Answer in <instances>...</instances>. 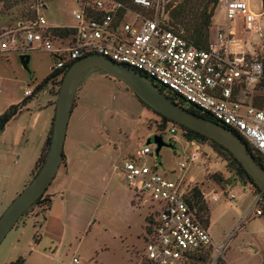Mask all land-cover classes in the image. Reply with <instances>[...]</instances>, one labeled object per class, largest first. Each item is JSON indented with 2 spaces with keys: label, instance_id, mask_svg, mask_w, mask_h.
Segmentation results:
<instances>
[{
  "label": "rangeland",
  "instance_id": "obj_1",
  "mask_svg": "<svg viewBox=\"0 0 264 264\" xmlns=\"http://www.w3.org/2000/svg\"><path fill=\"white\" fill-rule=\"evenodd\" d=\"M249 3L253 13L263 11V0H249ZM33 10L51 27H75L78 21L74 12L81 11V3L80 0H23L10 10L0 7V34L14 30L19 23L27 24L26 15ZM134 19L129 14L125 22L132 24ZM52 38L56 40L58 37ZM35 48L27 62H21L16 54L9 60L6 55H0V112L6 104L21 101L26 90L33 91L50 74L49 67L54 62L51 54L39 45ZM261 56L264 58V51ZM60 79L50 81L33 97L29 104L30 113L23 112L0 137V217L32 180V166L43 151L44 143H40V138L41 133L46 132L48 113L52 114L49 129L53 126ZM161 121L164 123L153 111L147 112L121 81L94 72L81 84L75 96L63 150L67 156L66 164L63 165V160L44 194L45 197L53 196L51 212L47 216L50 224L40 228L44 224L40 209H30L1 243L0 264L4 260L34 257L35 251L40 249V245L34 244V238L39 234L46 239L45 243L49 242L51 234L64 229L72 238L76 232L71 233L64 225L65 210L80 213L82 225L90 217L97 227L103 224L109 227L129 225L137 229L138 225H145L158 206L154 204L153 209L150 204L133 206L134 192L121 174L116 179L118 175L114 169L144 148L148 139L153 140L155 128L159 129ZM23 126L28 127L24 135L19 132ZM177 137L181 149L163 148L158 156L153 154L143 159L151 165L162 163L157 166V173L169 180L177 178L180 173L178 164L189 151V143L180 135ZM150 148L154 151L153 141ZM203 149L210 157L206 159L202 155L205 164L199 159L187 180L204 186L211 210L210 234L215 245L220 246L218 252L212 250L206 264H217L218 258L225 264V258L230 264H264V217L256 216L255 209L249 211L252 196L247 194L240 198V188L223 183L228 192L224 195V190L211 177L214 173L226 181L231 177L223 161L225 156L207 145ZM232 193L235 200L229 199ZM136 211L134 215L132 212ZM248 211L249 216L245 217ZM148 230L150 235L152 228L148 226ZM45 243L42 246L47 245ZM61 250H65L62 255L65 260L70 255V245L62 246Z\"/></svg>",
  "mask_w": 264,
  "mask_h": 264
},
{
  "label": "built area",
  "instance_id": "obj_2",
  "mask_svg": "<svg viewBox=\"0 0 264 264\" xmlns=\"http://www.w3.org/2000/svg\"><path fill=\"white\" fill-rule=\"evenodd\" d=\"M167 4V0H133L137 9H131L112 0H84L81 11L74 12L77 26L68 27L75 30L73 39L54 40L56 27L37 13L27 24L19 23L14 30L0 34V53L29 55L39 45L55 58L49 67L52 73L88 55L109 58L208 114L245 140L264 161V109L252 103L263 75L264 6L255 14L249 0H219L213 21L216 28L210 32L208 48L201 50L167 27ZM129 14L135 17L132 24L125 22ZM32 92L28 90L24 96ZM167 132L171 143L180 135L194 146L179 162L175 180L158 174V163L143 162L148 155L153 156L147 145L114 171L134 192L133 206H158L150 214L153 232L145 244L144 259L151 264H192L193 257L205 250L220 249L186 198L196 184L187 180L191 167L199 159L204 163L202 155L207 159L210 154L202 145L189 142L177 125L170 123ZM260 202V195H254L249 211L255 209L256 216H263Z\"/></svg>",
  "mask_w": 264,
  "mask_h": 264
},
{
  "label": "water",
  "instance_id": "obj_3",
  "mask_svg": "<svg viewBox=\"0 0 264 264\" xmlns=\"http://www.w3.org/2000/svg\"><path fill=\"white\" fill-rule=\"evenodd\" d=\"M29 59V55L19 56L21 62H27ZM94 72L121 81L141 103L160 116L227 149L241 163L264 195V169L256 162L247 145L236 134L176 104L147 77L109 58L92 54L75 61L61 81L47 155L31 182L24 187L1 215L0 245L20 218L46 193L54 181L63 161L64 143L76 93L81 84ZM152 141L156 156L159 155L162 147L173 149V145L164 142L159 135H155L153 140L148 139L146 145L150 146ZM55 263L56 261H53L52 264Z\"/></svg>",
  "mask_w": 264,
  "mask_h": 264
},
{
  "label": "trees",
  "instance_id": "obj_4",
  "mask_svg": "<svg viewBox=\"0 0 264 264\" xmlns=\"http://www.w3.org/2000/svg\"><path fill=\"white\" fill-rule=\"evenodd\" d=\"M112 1L119 3L124 7H128L131 9L135 8L133 7V0H112ZM167 1H168L167 9L169 12V19L166 22L167 27L177 33H180L189 42V44L195 46L198 49L206 50L209 45L210 30L213 26V20L216 15V11L218 9L219 0H178V1L177 0H167ZM22 2L23 0H0V7L4 10H10ZM82 2H84V0H80L81 4ZM26 16H27L26 17L27 20L34 19L37 16V11L33 10L31 11L30 14ZM52 35L54 37H58L62 39L63 38L73 39V37L75 36V30L68 28V27L55 28L52 31ZM0 55L2 56L5 54L0 53ZM51 57L53 61H55L54 56H51ZM74 62L66 64L65 67L58 72H55V73L50 72V74L36 86V88L32 92V96L22 100L21 103L17 105H11L10 107L6 109L0 115V136L4 132L6 126L24 111L25 106L29 102L32 101L33 97H35L39 92L43 91V89L46 88V85L50 81H53L54 79L60 77L61 78L60 83H61L65 73L73 65ZM262 65H263V75H262V78L259 84L254 89V95L252 99L253 105L260 109H263L264 107V58H262ZM156 86L160 89L161 92L167 95L176 104L182 106L189 112L201 118L214 122L213 118L210 117L208 114L198 110L194 106L184 103V101H182L178 96L172 94L165 87L161 85H156ZM162 120L164 122H168V124L172 123L171 121H169L168 119L164 117H162ZM177 126L182 131L185 132L184 137L189 142L194 141L202 146L207 145L210 148H213L215 151L218 149L219 152L225 156L223 161L226 162V169L228 173L231 174V177H228V181H226L222 179L220 174L214 173L211 178L224 190V195L228 193L225 190V186L223 183L228 184V187H232V186H235V188L247 187L254 192V195H260L261 202L259 203V207L261 208L263 212V217H264V195L262 194L261 190L257 187L253 179L249 176V174L243 168L241 163L227 149H225L221 145L183 126H180V125H177ZM164 127H165V124H163V128ZM51 131L52 129H49L45 143L42 147L43 151L41 153V156H39V158L37 159L35 163L34 168L31 171L32 179L34 178V176L36 175V173L41 168L44 162L46 152L48 150V146L50 143ZM242 141L244 144L247 145L245 140H242ZM247 147H248L249 152L252 154V156L256 160V162L264 169L263 159L258 155V153L255 150L251 149L249 145H247ZM63 160H65V156H63ZM202 187L203 186L200 184H193L189 192L187 193L186 198L190 206L196 210L197 215L199 216L201 222L204 224L206 228H208L210 225V210H209L208 203L205 199V193ZM51 203H52L51 197H45L43 195L41 198H39L36 201V203L30 209L37 207L40 209L39 212L41 214H44L47 211V209L51 206ZM132 204L134 205V203ZM30 209L20 218V220H22V218L30 211ZM152 218L153 216L150 215L148 219V223L151 228L153 225ZM37 242H38V239H37V236H35L34 243H37ZM211 252H212V249L210 248L208 250H205L200 255H198L197 258L196 256L193 257L192 264H197V263L206 264L207 259L209 258ZM9 264H24V258L20 257L16 261H13ZM217 264H225V263L223 259L218 258Z\"/></svg>",
  "mask_w": 264,
  "mask_h": 264
},
{
  "label": "crops",
  "instance_id": "obj_5",
  "mask_svg": "<svg viewBox=\"0 0 264 264\" xmlns=\"http://www.w3.org/2000/svg\"><path fill=\"white\" fill-rule=\"evenodd\" d=\"M220 27L221 28L224 27V21H221ZM215 28L216 26L214 23L210 32L215 30ZM5 55H6L5 58L9 60L10 56L15 55V54L10 53V54H5ZM108 78H111V77H108ZM29 97L24 96L22 100L29 98ZM21 101L15 104H6V106H4V108L1 110L2 112H0V115L11 105H17L21 103ZM29 104L30 102L25 106L23 112L30 111ZM49 111L51 112V110ZM21 114H19L18 116H20ZM18 116L14 120H12L10 123L14 122L18 118ZM51 120H52V114L48 113L46 132L41 133L40 143L41 141L42 143H45V140H46V137L48 135L49 128L51 125ZM10 123L6 126L4 132L6 131ZM19 130H20L19 132L21 134L23 133L22 135H24L25 134L24 132L28 131V127L23 126L19 128ZM4 132L1 135H3ZM182 140L185 141L184 139ZM179 142L180 140L177 138L176 143L181 149V144ZM185 142L188 143L187 141ZM192 149H194V146L189 144V151L187 153L192 151ZM64 156H65V160H64L63 165L66 164V160H67V156L65 154ZM37 159L38 157L35 159L32 169L34 168V165ZM192 168L193 167H191L190 171L192 170ZM116 179H118V177H116ZM116 182L118 183V180ZM203 189H204V186H203ZM240 189H241L240 198L242 197L244 198L247 196V194H250L252 196V200H251V205H252L254 201V192L247 187L240 188ZM231 195H233L234 198H232ZM50 197L53 203V196L50 195ZM205 199L209 206V202H208L206 195H205ZM229 199L235 200L236 199L235 194L233 193L230 194ZM52 203H51V206H52ZM51 206L47 209V211L44 214H42L44 224L40 226V228L43 226L47 227L50 224L49 217L47 216L50 215ZM209 210H210V206H209ZM132 213L136 215L137 211L132 212ZM64 214H65V217H64L65 222L69 223V224L64 223V225L67 228H69L68 231H70L71 233L76 232V234L74 235L75 238L74 236L70 238L69 234L67 233V230H65L64 228H63L64 229L63 231L55 232L54 234H51L50 235L51 238H49L48 243H45L46 239H44V237H42V235L39 234V236H37L38 242L34 244L40 245V249L39 251H35L36 255L34 257H31L30 253L28 254L30 255L28 259L23 257L24 264H52L53 261H56L55 264H151L144 259L145 258L144 248H145L146 242L149 239V231H148L149 223L147 221L145 225L137 224L139 226L137 229H134L132 226H129V225H126L127 227L124 226L126 228L120 227V226H114V227L110 226L109 227L104 224L98 225L97 227L96 225H94L95 222L92 223V217H90L87 220V222L84 225H82L80 223V220H81L80 213H70L68 210H65ZM75 214L77 215L75 216ZM210 220H211V210H210ZM208 231L210 233V225L208 227ZM77 237H80V239H77ZM73 238H74V241H73ZM75 241H76V245H74ZM43 243L47 245L42 246ZM67 244L70 245V250H69L70 255L67 256L65 260H63L62 255L65 250H61V248L62 246L63 248H65V245ZM225 260L227 264H230L226 258ZM11 262L13 261L4 260L2 263L9 264Z\"/></svg>",
  "mask_w": 264,
  "mask_h": 264
},
{
  "label": "flooded vegetation",
  "instance_id": "obj_6",
  "mask_svg": "<svg viewBox=\"0 0 264 264\" xmlns=\"http://www.w3.org/2000/svg\"><path fill=\"white\" fill-rule=\"evenodd\" d=\"M139 101V100H138ZM140 102V101H139ZM141 103V102H140ZM141 105H142V107L147 111V112H152L153 110L151 109V108H149V107H147L146 105H144L143 103H141ZM73 111V110H72ZM154 112V111H153ZM155 114H157L158 116H159V118H160V120L162 119V116H160L158 113H156V112H154ZM163 124H165V127L163 128ZM172 124V123H171ZM174 124V123H173ZM168 122H162L161 121V123H159L158 124V126H159V129H158V127L157 128H155L156 129V133H155V135H159V136H161L162 137V139H163V141L164 142H166V143H170V144H172L173 145V149H171V150H174V149H176V148H179L180 149V147L178 146V144L177 143H175V144H173V143H171V141H172V139H171V136L168 134V132H167V128H168ZM158 131H160L161 133H158ZM154 135V136H155ZM164 138H167L166 140L164 139ZM154 148H155V146H154ZM163 148H165V147H162L161 148V150L163 149ZM167 149H170V148H167ZM160 150V151H161ZM154 151H155V149H154ZM154 151H153V154H154ZM160 153V152H159ZM162 163H160V164H158L159 166L161 165Z\"/></svg>",
  "mask_w": 264,
  "mask_h": 264
}]
</instances>
